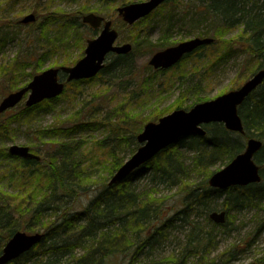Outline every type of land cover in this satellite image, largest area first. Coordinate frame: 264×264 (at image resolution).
Returning a JSON list of instances; mask_svg holds the SVG:
<instances>
[{
	"label": "rangeland",
	"instance_id": "rangeland-1",
	"mask_svg": "<svg viewBox=\"0 0 264 264\" xmlns=\"http://www.w3.org/2000/svg\"><path fill=\"white\" fill-rule=\"evenodd\" d=\"M137 2L148 0H0V66L14 62L18 56L28 57L29 60V68L17 72L19 87L14 91L9 88L11 76L5 77L0 70V104L10 93L27 87L42 72L63 66L74 67L84 59L88 42L98 38L102 31L93 30L82 22L83 16L87 14L96 13L112 20L120 34L117 43L134 46L129 65L111 66L114 68L108 69L115 58L110 56L106 72L98 75L93 82L74 85L61 100L44 105L31 114L21 115V110L26 107L27 95L19 106L0 115V198L7 196L11 202L9 209L13 208L12 220L7 224L5 235L11 228L30 235L45 233L40 224L35 230L32 225L34 221L30 220L29 215L39 202V194L35 193L32 198L27 196L22 201L23 191L10 181L9 176L15 164L21 165L20 161L9 160L5 156L12 145L34 147L37 154L46 159L57 148L52 141L53 133H50L55 127L69 128L86 123L87 127L77 128L76 132L70 134V141L78 142L81 146L77 162L79 160L94 179L101 181L107 176L104 171L111 166L113 158L108 149L99 145L100 141L110 135L114 138L116 133L120 137L129 135L134 129L142 131L147 123L158 122L162 118L158 116L164 112H168V115L177 109L190 110L198 103L217 99L220 95L239 89L256 73L259 62H252L244 51L237 50L241 33L239 29L231 32L212 49L206 47V50H199L171 70L156 71L149 66L154 55L148 51L150 46L164 49L195 37H205L207 29L214 27L213 22L201 13L204 9L202 0H174L149 18L130 26L123 22L118 8ZM30 14L36 15L37 22L26 25L23 20ZM229 47L235 48L232 54L226 51ZM259 92L254 93V97ZM181 102L182 107L179 108ZM120 118L131 124L126 130L118 125ZM106 120L109 123L104 124ZM251 136L264 141L256 132L251 133ZM192 142L187 138L179 145L183 154L181 162L184 164L179 175L189 176L193 183L200 184L205 175L197 168V152L191 147ZM244 143L246 146L247 139ZM124 148L128 149L126 146ZM120 156L128 160L131 157L129 149L121 150ZM220 167L219 164H211L209 170L216 173L225 168ZM152 179L153 173L147 172L131 186L141 195L157 192L164 199L165 208L174 210L182 196L180 186L156 184ZM92 190L80 196L76 203L66 204V207L72 205L71 215L91 205L99 193V189ZM227 198L229 195L216 197L211 204L224 210ZM230 204L232 231L216 227L214 237L217 241L211 262L256 263L264 258V199L253 205L248 203L245 207ZM177 206L179 208L180 205ZM47 217L50 219V216H45L42 220L46 221ZM27 226L34 230L26 229ZM181 234L177 232L176 235ZM179 245L181 241L172 239L166 249L159 248L152 255L143 256L138 264H162L166 257L174 255L172 251L175 246L178 249ZM2 248L3 243L0 244V251L4 250ZM236 249L242 251L233 261L227 260L230 258L228 252ZM82 253L83 250L79 249L74 256ZM70 259L65 258L64 263Z\"/></svg>",
	"mask_w": 264,
	"mask_h": 264
},
{
	"label": "trees",
	"instance_id": "trees-1",
	"mask_svg": "<svg viewBox=\"0 0 264 264\" xmlns=\"http://www.w3.org/2000/svg\"><path fill=\"white\" fill-rule=\"evenodd\" d=\"M202 8L204 9L201 13L206 15V19L212 21L214 26L204 34L216 41L208 47L209 49L239 29L241 33L238 36L237 50L244 51L252 62H259L256 71L264 67V0H202ZM1 43L0 40V45ZM162 48L150 46L148 51L156 53ZM234 49L229 47L226 51L232 54ZM131 57V54L116 56L108 65V69L111 66L129 65ZM27 68L29 60L23 56H18L10 64L0 66L5 77L11 76V91L19 87L17 72ZM85 82L93 80L68 84L64 95L74 85ZM259 91V95L254 97L253 94L240 109V116L243 117L247 129L246 136L238 138L237 134L228 132L223 124H212L207 126V137L189 138L193 141L191 147L197 152V168L205 175L200 184L193 183L189 176L179 175L184 166L181 162L183 154L179 150L182 140L135 171L126 181L109 186L112 176L126 161L125 157L120 156L121 150L129 149L132 156L138 149L136 137L141 133L140 129H134L129 135L123 134L120 137L116 133L114 138L110 135L99 142V145L110 151L113 158L111 166L104 171L107 176L101 181L94 179L79 160L77 162L81 146L78 142L70 141V134L76 132L77 128L87 127L86 123L69 128L55 127L50 133H53L52 141L57 148L41 163L35 160H19L6 152L7 159L21 162V165L15 164L9 177L10 181L16 183L23 191L22 201L26 200L27 196L32 198L35 193L39 194V202L29 215L30 220L34 221L32 225L35 230L38 224L45 229L44 240L12 264H63L67 257L72 259L64 264H138L143 256L148 257L159 248L166 249L172 239L181 241V246L179 245L178 249L175 246L172 251L174 255L166 257L162 264H215L211 262V255L217 241L214 237L216 227L232 231L233 223L228 203L235 207H245L248 203L253 205L264 199V184L245 188L234 187L223 192L208 185V180L213 175L209 170L211 164H219L220 168L229 164L237 155L243 153L245 139L251 138L253 132L264 140V85ZM64 95L31 109L25 107L21 110V115L31 114L44 105L61 100ZM181 107L182 102L179 108ZM167 113L164 112L158 117H164ZM107 120L103 123L107 124ZM118 125L126 130L131 124L120 118ZM32 149L35 152L37 150L34 147ZM262 149L256 160L262 167L264 181V146ZM147 172L153 173L152 180L156 184L169 183L174 187L180 186L182 196L177 202L179 208L177 204L174 210L165 208L164 199L160 198L157 192L141 195L132 188V183L144 177ZM92 189H99V193L91 205L71 215L72 205L66 207V204L76 203L80 196L89 194ZM225 195H229L224 204L229 218L226 224L218 225L209 218V215L217 210L211 203L214 198ZM10 203L7 196L0 198V244L3 243V247L16 232V229L11 228L7 235L4 234L5 229H8L7 224L12 220L13 208L9 209ZM14 209L16 210V207ZM45 216H50V219L47 217L46 221H43ZM34 228L27 226L26 229L33 231ZM177 232L182 234L176 235ZM79 249L84 250V253L74 256ZM241 251L230 250L228 254L232 257L235 253L237 256ZM192 257L194 259L191 260ZM253 264H264V258Z\"/></svg>",
	"mask_w": 264,
	"mask_h": 264
},
{
	"label": "water",
	"instance_id": "water-1",
	"mask_svg": "<svg viewBox=\"0 0 264 264\" xmlns=\"http://www.w3.org/2000/svg\"><path fill=\"white\" fill-rule=\"evenodd\" d=\"M167 1L149 0L145 3L130 4L119 8L118 12H120V16L123 17L125 22L134 25L138 20L148 17ZM35 21V15H28L23 23L28 24ZM83 21L95 29L104 26L101 36L89 41L84 59L74 67H63L62 70L52 68L36 76L29 86L11 93L0 104V114L17 107L27 94H30L26 102L29 108L42 104L45 100H53L63 95L66 87V83L60 80V74L63 72L67 75L69 83L92 79L105 69V62L109 54L127 56L133 51L132 44L115 45L120 34L113 29L111 21L104 23V18L94 13L85 16ZM214 42L212 38H194V40L185 41L178 46L156 53L149 64L157 70L171 69L182 61L185 56L193 54L200 47L212 45ZM263 82L264 67L238 90L230 91L215 100L199 103L191 110H175L172 114L159 119L158 122L148 123L137 137L141 147L112 177L110 186L125 181L133 172L144 166L145 163L154 160L159 153L175 145L179 140L187 136H206L207 131L204 126L209 124L223 123L229 131L241 135L246 134L243 120L239 115V109L251 97L252 93L264 84ZM262 147V141L257 138L251 139L245 149L246 151L238 155L229 166L217 172L209 181V185L223 191L234 186L245 187L260 183L262 179L260 166L254 161V156L262 150ZM10 155L27 160L41 161V158L32 153L31 148L27 146L12 145ZM226 215V211H214L210 218L215 223L224 225L227 222ZM13 237L4 247V252L0 256V264H10L16 261L17 258L32 250L44 238L40 233L28 235L23 232H17Z\"/></svg>",
	"mask_w": 264,
	"mask_h": 264
},
{
	"label": "bare ground",
	"instance_id": "bare-ground-1",
	"mask_svg": "<svg viewBox=\"0 0 264 264\" xmlns=\"http://www.w3.org/2000/svg\"><path fill=\"white\" fill-rule=\"evenodd\" d=\"M83 253H84V250H83ZM83 253H82V254H83ZM235 258H236V254L233 253V254H232V257L230 256V258H228L227 260L233 261ZM227 262H228V261H227ZM227 262H226V264H227Z\"/></svg>",
	"mask_w": 264,
	"mask_h": 264
}]
</instances>
